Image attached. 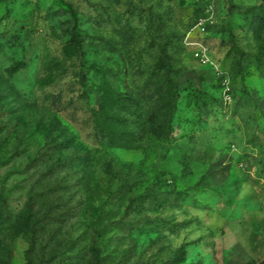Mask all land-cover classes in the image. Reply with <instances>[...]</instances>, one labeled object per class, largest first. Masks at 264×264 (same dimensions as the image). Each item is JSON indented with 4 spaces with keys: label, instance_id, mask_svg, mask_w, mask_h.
Masks as SVG:
<instances>
[{
    "label": "rangeland",
    "instance_id": "1",
    "mask_svg": "<svg viewBox=\"0 0 264 264\" xmlns=\"http://www.w3.org/2000/svg\"><path fill=\"white\" fill-rule=\"evenodd\" d=\"M54 1L0 0V264H264V0Z\"/></svg>",
    "mask_w": 264,
    "mask_h": 264
},
{
    "label": "built area",
    "instance_id": "2",
    "mask_svg": "<svg viewBox=\"0 0 264 264\" xmlns=\"http://www.w3.org/2000/svg\"><path fill=\"white\" fill-rule=\"evenodd\" d=\"M220 0H195V2L202 6L208 13L213 11L215 8V4L219 2ZM211 20H203L198 22L193 28L190 34H196L200 38H205V36L208 33V27ZM198 46V49L195 52L196 58L200 60L204 64H211L215 65L208 50L200 43L196 44Z\"/></svg>",
    "mask_w": 264,
    "mask_h": 264
},
{
    "label": "trees",
    "instance_id": "3",
    "mask_svg": "<svg viewBox=\"0 0 264 264\" xmlns=\"http://www.w3.org/2000/svg\"><path fill=\"white\" fill-rule=\"evenodd\" d=\"M54 3L56 6H58L63 11H65L67 14H69L71 16V18L74 19V21H75L74 31L76 32L77 24H78V12H77L76 8L72 4L67 2L66 0H55ZM75 36L78 39L79 47L82 48L83 47V40L81 39V37L78 33H76Z\"/></svg>",
    "mask_w": 264,
    "mask_h": 264
}]
</instances>
